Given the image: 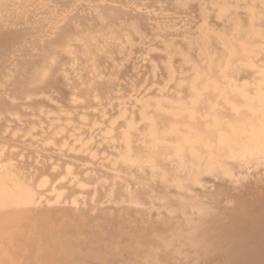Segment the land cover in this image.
Returning <instances> with one entry per match:
<instances>
[{
	"label": "bare ground",
	"instance_id": "bare-ground-1",
	"mask_svg": "<svg viewBox=\"0 0 264 264\" xmlns=\"http://www.w3.org/2000/svg\"><path fill=\"white\" fill-rule=\"evenodd\" d=\"M262 153L264 0H0V264H264Z\"/></svg>",
	"mask_w": 264,
	"mask_h": 264
},
{
	"label": "snow or ice",
	"instance_id": "snow-or-ice-1",
	"mask_svg": "<svg viewBox=\"0 0 264 264\" xmlns=\"http://www.w3.org/2000/svg\"><path fill=\"white\" fill-rule=\"evenodd\" d=\"M260 165L262 168H264V153L261 154V157H260ZM226 173H227V169H225Z\"/></svg>",
	"mask_w": 264,
	"mask_h": 264
}]
</instances>
